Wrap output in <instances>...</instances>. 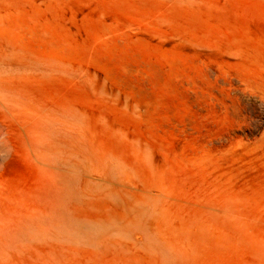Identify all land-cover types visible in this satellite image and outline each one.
I'll return each mask as SVG.
<instances>
[{
    "label": "rangeland",
    "instance_id": "obj_1",
    "mask_svg": "<svg viewBox=\"0 0 264 264\" xmlns=\"http://www.w3.org/2000/svg\"><path fill=\"white\" fill-rule=\"evenodd\" d=\"M0 264H264V0H0Z\"/></svg>",
    "mask_w": 264,
    "mask_h": 264
},
{
    "label": "bare ground",
    "instance_id": "obj_2",
    "mask_svg": "<svg viewBox=\"0 0 264 264\" xmlns=\"http://www.w3.org/2000/svg\"><path fill=\"white\" fill-rule=\"evenodd\" d=\"M68 166L70 174L66 176H68L70 182L72 181L71 183H79L80 178L84 177L85 186L88 189L98 187L107 189V193L124 208V215L119 220L107 222H85L64 217V224L57 227L61 230L60 232L66 233L69 237L94 244H103L111 232L114 231L113 234L116 233L118 235L125 233L129 227H134L136 230L147 235L151 234V231L149 232L148 229V221L152 217H159L162 212L157 207L156 200L153 197L147 196L139 201L133 202L125 201L121 197L117 188L122 180H120L121 174L116 164H112L109 169L99 165L97 177H94L91 171L92 169L83 161H71Z\"/></svg>",
    "mask_w": 264,
    "mask_h": 264
}]
</instances>
